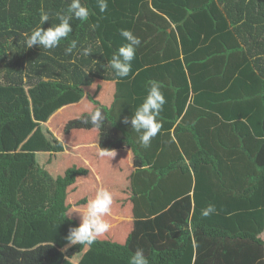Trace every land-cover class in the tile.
<instances>
[{"label": "trees", "instance_id": "trees-1", "mask_svg": "<svg viewBox=\"0 0 264 264\" xmlns=\"http://www.w3.org/2000/svg\"><path fill=\"white\" fill-rule=\"evenodd\" d=\"M70 3L0 0V264H58L61 246L78 256L76 263L63 259L68 264H129L137 249L149 264H192L193 243L194 264H202L205 236L264 264V0H108L105 12L97 0H82L89 19L74 18L57 48H27L26 34L58 24L56 14ZM41 8L50 16L43 25ZM121 30L141 39L124 78L107 66L126 43ZM72 41L77 47L66 55ZM89 46L93 53L80 54ZM151 81L160 83L166 103L161 131L144 148L123 120ZM78 102L84 107L69 117V109L53 114ZM94 106L106 115L100 131L80 122ZM72 129L83 134L72 139ZM97 139L101 149L129 150L128 195L118 212L112 205L126 221L90 247L68 246L69 229L81 222L75 212L100 181L121 177L87 145ZM20 150L19 161L6 157ZM106 189L114 200L121 196ZM209 204L216 212L204 217ZM15 219L23 223L24 247L9 242ZM36 229L37 240L29 239Z\"/></svg>", "mask_w": 264, "mask_h": 264}, {"label": "clouds", "instance_id": "clouds-1", "mask_svg": "<svg viewBox=\"0 0 264 264\" xmlns=\"http://www.w3.org/2000/svg\"><path fill=\"white\" fill-rule=\"evenodd\" d=\"M97 4L100 11L105 12L108 7V0H97ZM90 14L88 7L82 3V0H71L66 12L56 14L59 23L46 30L40 27L32 31L30 35L26 34L25 46L27 48L38 46L46 50L55 49L72 32L71 21L74 18L87 21ZM49 19V13L41 8V24L48 22ZM90 27L95 30L98 25L92 24ZM120 35L125 39L126 43L113 54L107 66L113 70L116 77L124 78L128 77L132 70V61L135 59L137 49L141 45V39L134 35L131 30H121ZM76 47V41H72L70 46L65 49V54L72 53ZM91 53H93V49L89 46L83 48L80 54L89 56ZM165 103L166 99L160 83L151 81L148 94L142 104L137 107L130 118L125 117L123 120L125 124L130 123L132 130L139 134V143L144 148L150 147L152 140L161 131L162 124L159 117ZM105 121L106 115L99 107L80 119L83 125L90 124L97 130L104 128ZM99 155L113 158L116 156V152L100 148ZM113 202V194L104 187L99 188L94 198L87 202L83 211L75 212L79 214L81 222L78 227L69 229L68 235L65 237L68 246L79 244L90 247L96 242L98 237L105 235L112 227L105 217L112 214ZM215 212V205L209 204L201 210V215L208 217ZM129 264H149V259L145 256L143 249H137L131 256Z\"/></svg>", "mask_w": 264, "mask_h": 264}, {"label": "crops", "instance_id": "crops-1", "mask_svg": "<svg viewBox=\"0 0 264 264\" xmlns=\"http://www.w3.org/2000/svg\"><path fill=\"white\" fill-rule=\"evenodd\" d=\"M99 94L100 95L106 94V90H102L101 92L99 91L98 95ZM97 100L99 102L103 101L100 97H98ZM98 131H100V130H98ZM112 133H113V135H116V134L118 135V133L116 131H112ZM88 146H94L95 150L98 153V156L103 161V165L105 167L110 168L114 171H117V173L120 172L121 175L117 174V176H121V177L125 176L126 171H125L124 167L125 166H127V167L132 166V162L130 160V155L128 153L129 152L128 148H112V149H110V150H113L116 152V156L111 158V157H101L99 155L100 145H99L98 139L94 143H90ZM79 147H80V145L73 146L74 149H77ZM47 154H49V152H47ZM88 164L91 167L93 166L94 174L96 175V173H98L97 169H95L96 166L94 164L92 165L91 163H88ZM96 177H98L97 178L98 180L100 179L98 175H96ZM84 208H82L81 210H83ZM114 215L115 214L112 213V215L105 217V219L112 225V228H114L115 225L119 226L120 224L123 223V222H116V219H113V218H116ZM119 219H122V216ZM206 237L207 236H205L200 241V244L198 245L199 249H200V254L204 255V258L202 259V262H201L202 264L205 261H206V264H257V263H255V260L249 258L251 253L243 254L241 252V254H240L239 252H237L238 251L237 247H231V246L227 247L226 245H223L220 243V242H222L221 240H217V238L213 237V236L210 237L208 240L205 239ZM260 237L262 240H264V231L262 232ZM192 239H193V234H192ZM51 243L54 244L53 242H51ZM58 249H59V252L61 251V253H62V251L66 248L65 247L63 248V246H61ZM197 251H198L197 246L193 243L192 264H194V262H195V257H196ZM263 252H264V245H263ZM208 255H209L210 259L208 258ZM246 259H247V261H246Z\"/></svg>", "mask_w": 264, "mask_h": 264}, {"label": "rangeland", "instance_id": "rangeland-1", "mask_svg": "<svg viewBox=\"0 0 264 264\" xmlns=\"http://www.w3.org/2000/svg\"><path fill=\"white\" fill-rule=\"evenodd\" d=\"M89 93H90V90H88V92L86 93V95H89ZM111 95H112V93L110 92L109 96H111ZM71 106H75V108L70 109ZM83 107H84V104L82 102L72 103V104H68L67 106H61L60 108H57L55 110V112H53V114H57L62 109H69V110H66L65 113H64L65 116H68L69 117V116H71L74 113L73 111H76L77 109H82ZM97 107H99V106H94V108H97ZM85 113H86V111H85ZM87 115L88 114H82V116H87ZM78 117H80V116H78ZM41 124L43 125V122H41ZM48 125H49V123H48ZM69 132H71L73 134L72 137H71L72 139H74V136L77 135V134H83L82 132H80V129H72ZM84 135H85V133H84ZM57 138L60 141V138L58 136H57ZM80 138H82V137L81 136L78 137V139H80ZM63 143L67 146L66 142L63 141ZM81 145H85V144H80V146ZM67 148H69V147L67 146ZM63 151H65V150H63ZM21 152H23V151L20 150L19 152H16V153H13V154H7L6 157H9L11 159H14L15 161H19L20 159H22L24 157L22 154H20ZM67 162H68L67 160H60L58 162V164L59 165H63L64 164V166H65L67 164ZM17 170H21V169H17ZM113 179H114L113 181L112 180L110 181V185H108V183H106V185H103L102 182L100 181L99 182L100 185H98L99 186L98 189L101 188V187L107 188V186L108 187L113 186L114 188H116V190H117V188L119 189V192L121 193V196H118V197L115 196L114 197L115 198L114 203H115L116 206L113 207L114 210H117V212H118V210H120L123 207V205H124L123 202L126 201L125 200V195L126 194L128 195V193H127V191L125 189L126 179H125V177H118V178H113ZM113 193H115V192H113ZM112 213L114 214V213H116V211H113V209H112ZM114 216H116V218H114V219H116V222L126 221L125 216H123L122 219H119L121 217L119 215H114ZM23 229L24 228H23L22 220L15 219L14 221H12L9 224V231H10V236H11V239L12 240L10 239L9 242L13 241V242H11L12 244H14V245H16L18 247H24L23 242L27 244V242L25 240V235H24V237H20V232ZM25 231L28 233L29 227H25ZM39 233H40L39 230L36 229V233L35 234H30L29 233L28 234V237H29V239L37 240V238H38L37 236L39 235ZM16 235L19 236L20 238H22V241L20 243L17 242V236ZM1 242H2V240L0 239V243ZM71 250L75 251L74 248L64 249L62 251V255H58L57 256V259H59L58 264H68V260L63 261V259H69V261H71L73 263H76L77 262L78 256L77 257L76 256H73V254L71 253ZM61 257H62V259H61ZM73 258H75V259H73Z\"/></svg>", "mask_w": 264, "mask_h": 264}]
</instances>
